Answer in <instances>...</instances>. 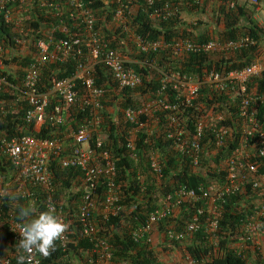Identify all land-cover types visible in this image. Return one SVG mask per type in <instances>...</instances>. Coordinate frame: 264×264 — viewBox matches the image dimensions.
Segmentation results:
<instances>
[{
  "label": "built area",
  "instance_id": "obj_1",
  "mask_svg": "<svg viewBox=\"0 0 264 264\" xmlns=\"http://www.w3.org/2000/svg\"><path fill=\"white\" fill-rule=\"evenodd\" d=\"M61 1L0 0V14L17 30V35L13 38L14 49H24L27 44L26 37L31 31L26 14L35 5L42 8L53 6L58 11ZM116 1L113 23L117 28L112 39L105 36L101 26L98 27L94 11L86 7L84 0H66V5L71 9L70 19L81 26V34L54 44L42 39L34 41L35 52L31 54V62L24 70L21 82L11 84L6 77H0V94L6 87L7 92L12 95L9 100L0 99V117L14 113L17 104H27L24 120L39 130L45 123L56 127L64 126L73 109L87 115L77 130L67 135L68 144L61 139H41L30 135L2 140V150L12 166V178L18 184V193L30 195L29 188L41 189L45 194L43 204L46 210L52 206L59 219L67 225L66 231L59 238L63 250L73 242L70 238L71 221L64 208L65 203L55 198L58 187L54 183L52 161H57L63 170L80 171L75 185L81 183L77 190L82 191V195L75 216L82 236L94 246L85 264H111L113 257L109 242L99 235L101 225L96 218L99 206L104 220L110 215L117 216L122 211L116 185L117 159L104 148L106 136L102 133L104 115L111 113V109L105 105V90L96 85L95 68L103 65L113 82L121 89H137L143 80L140 74L128 67L131 63L125 55L119 49L112 48L111 41L119 37L118 30H123L125 36L122 38L126 41L129 39L137 53L171 51L172 56L177 59L189 55H231L256 44L249 36L236 40L213 38L205 42H194L187 38L171 42L164 39L147 41L129 25L136 15L134 9L138 1ZM161 1L145 0L142 11L149 21L156 25L176 19L182 21L180 4ZM196 1L202 7L203 3ZM209 1L225 3L229 9L248 3L256 11L264 5V0ZM63 31L68 32L66 29ZM3 55L4 47L0 42V59ZM73 56L81 58L75 75L67 79L53 76L49 90L42 91L41 75L46 64ZM263 73L264 60L259 58L240 71L228 73L208 69L203 70L200 76H190L170 71L163 74L161 88L154 99L143 101L137 107L112 112L113 115L116 114L115 122H118L117 114L121 113L131 126L125 135V148L135 161L138 142L142 141L149 146L147 164L152 179L160 182L164 178L165 155L157 148L158 142H165L167 151L174 152L183 164H188L195 171L205 164V168L211 166L218 173L222 172L223 167L225 173L222 180L215 179L217 181L211 182L207 189L199 187L196 192L180 187L164 196L163 202L160 200L145 223L133 233L135 241L146 239L147 243L153 244V231L161 223L177 210L179 212L187 203L202 199L206 203V211L199 209L182 230L167 226L164 235L167 241L178 246L203 230V239L208 242L212 251H216L221 237L225 235L219 226L220 208L227 200L250 189L254 197L252 214L242 221L227 246L242 258L247 257L248 251L260 250L264 235V173L260 171L259 162L264 160V121L259 119L257 109L264 108V94L252 90L250 83ZM203 90L208 92L209 99L215 104L208 107L203 103ZM221 96H225L234 105L235 114L225 104L216 103ZM237 130L240 139L224 158L222 153L235 143ZM219 156L221 157L215 161ZM138 176L139 179L142 177L140 174ZM0 178L3 177L0 175ZM103 183L106 192L100 205L97 190ZM6 194L7 192L2 191L0 197H5ZM205 216L206 224L203 225L202 217ZM20 223L11 214L3 218L0 213V229L6 226L12 241L16 243L21 238L18 233ZM211 254L209 251L208 259H200L188 253L183 258V264H213ZM0 264H12L11 258L0 252ZM28 264H42L41 257L33 254V259Z\"/></svg>",
  "mask_w": 264,
  "mask_h": 264
},
{
  "label": "trees",
  "instance_id": "obj_2",
  "mask_svg": "<svg viewBox=\"0 0 264 264\" xmlns=\"http://www.w3.org/2000/svg\"><path fill=\"white\" fill-rule=\"evenodd\" d=\"M137 1V6L134 9L136 15L130 20L129 25L143 39L147 41L164 39L166 42L181 38H187L194 42H205L213 39L208 33L197 34V27L195 25L188 27L181 19L162 22L158 25L153 24L142 11V8L145 6V0ZM164 1L177 5L180 4L179 6L182 10L192 11V13L200 12L199 10H201V6L197 4L196 0H162L161 2ZM199 1L203 3L202 0ZM84 3L86 7L94 11L97 21L100 19L97 22L98 27L102 24L101 20L103 19L106 22L113 23V17L117 8L116 0H107V3H105V0H84ZM54 8L53 6L42 8L35 5L26 14L28 17V27L34 36L33 42L42 39L46 43L54 44L72 35L81 34V26L70 19L69 14L71 9L66 5V0L61 1L58 11ZM218 8V20L224 24V30L219 38L236 40L240 37L249 36L254 39L256 44L237 52L231 58L223 56L219 59L203 55H189L186 58L177 59L172 56L171 51H159L148 54L137 53L133 55V59H137L140 65L131 63L128 67L133 68L140 74L143 80L142 85L134 90L118 87L113 82L112 76L107 69L103 65H98L95 68L94 78L96 85L102 87L106 92L105 105L109 109L123 111L130 107L139 106L141 99L139 101L138 98L146 94L151 99L144 101H151L159 93L163 74L170 71H179L190 76H200L203 70L215 69L228 73L240 71L253 63L260 55V49L264 40V27L260 26L249 15L246 5H238L235 9H229L224 3L219 4ZM64 29L68 30V32L65 33ZM119 32V37L111 41V46L114 49H119L123 54H127L129 50L122 43L126 41L122 38L125 36V33L122 29L118 30L117 33ZM16 35L17 30L14 25L5 21L0 14V42L4 47V55L0 59V77H6L11 84L21 82L24 70L31 62V54L25 56L13 55V57L6 58L5 51H12L15 48L13 38ZM80 61V57L73 56L62 61L46 64L41 75V90H49L51 86L50 81L53 76H56L57 79L73 77ZM12 65L18 67V75H12L9 72ZM250 88L256 91V93L264 94V73L261 77L251 81ZM10 98H12V95L4 87L3 92L0 94V99L9 100ZM201 100L208 107L215 104L209 99V94L205 90L201 93ZM216 103L225 104L235 114L234 105L228 102L225 96L219 97ZM27 108V104H17L14 113L0 117V175L6 181L12 180V178H7L12 176V166L9 159L3 153V139L30 135L41 139H61L68 144L69 138H67V135L77 130L87 116L83 112L73 109L68 114L69 117L64 126L56 127L51 123H45L39 130H36L33 124H27L24 120V113ZM257 110L259 119L264 121V108L259 107ZM115 115L112 113L104 115L102 133L106 136L104 148L110 151L117 159L116 185L118 187V195L120 196L119 205L122 207V211L117 216L110 215L107 220H104L102 213L98 212L96 218L101 225L99 235L107 240L111 246L113 256L111 264H161L152 244L147 243L146 239L135 241L133 237V233L145 223L149 213L156 208L159 196L163 198L180 187H186L196 192L199 190V187L207 189L211 186L212 179L222 180L225 173L223 172V167L222 172L218 173L212 170L211 166L205 168V164H203L204 170L197 172L188 164H183L179 156L174 152L167 151L165 149L167 146L165 142H158L157 148L165 155L164 178L160 182L152 179L149 175L147 164L149 146L143 144L142 141L138 142L135 152L137 161H135L131 153L125 148V135L131 126L121 113L117 114L118 122H115ZM239 139L240 134L237 130L235 143L222 153L224 158L235 148ZM220 157H217L215 161ZM252 159L257 161L254 157ZM259 163L260 171L264 173V160H260ZM51 170L54 183L58 187L55 198L57 201L61 202L63 200L65 203L64 208L71 221L70 238L73 242L68 245L67 249L63 250L58 239L50 255L48 257H41L42 264H85L88 255L92 254L94 246L89 239L82 236L75 216L82 191L74 192L73 189L75 181L80 176V171L75 169L63 170L55 160L52 161ZM138 174L142 175L140 179ZM16 187L18 189V185ZM105 192L106 186L103 183L97 190V201L100 205ZM28 193L30 195H21L13 191V193H9L5 197H0V213L3 218L11 214L14 219L22 222L18 218V210L22 207L32 208L33 216L47 211L43 204L45 194L41 189L29 188ZM253 198L251 190L247 189L243 193L227 200L220 208L219 226L220 230L225 232V235L221 237L220 246L216 251L211 250L208 242L203 239V230H200L193 238H187L184 241L187 242L188 239L192 240L191 244L185 243L187 252L193 257L208 259V253L211 251L210 257L213 260V264H251L250 259L254 260L252 264H264L260 250H255L254 252L248 251L247 257L242 258L238 257L237 253L234 250L228 249L227 246V244L231 243L230 237L236 233L242 221L245 220L247 215L252 214ZM201 208L206 211L207 207L204 200L200 199L196 202H189L179 210L177 215L174 213L173 216L161 223L159 227L161 230H165L167 226H173L182 230ZM206 218L207 216L202 217L203 225L206 224ZM16 244L15 241H12L8 228L6 226L2 227L0 229V252L4 256H9L12 264H17V257L20 255V250Z\"/></svg>",
  "mask_w": 264,
  "mask_h": 264
},
{
  "label": "rangeland",
  "instance_id": "obj_3",
  "mask_svg": "<svg viewBox=\"0 0 264 264\" xmlns=\"http://www.w3.org/2000/svg\"><path fill=\"white\" fill-rule=\"evenodd\" d=\"M105 3H107V0H105ZM241 5H246L247 6V12L249 13V15H251L259 23L260 26L264 27V5L260 6L259 11L254 10L248 3H244ZM218 7H219V4L217 2L212 3L209 0H203L201 10H199L200 12L192 13V11L182 10L183 11V12H181L182 21L188 27H190L191 25H195L197 27V31H196L197 34L208 33L213 38H219V36L222 34V32L224 30V24L218 20V11H219ZM98 21H100V19H98ZM101 23H102L100 25L101 27L99 26L101 28V30L106 35H109V37H111V39H112L113 33H114V31H116L117 25L115 23H112V22H106L105 19L101 20ZM33 37L34 36H33L32 32H30V35L28 37H26L27 44L24 47V49H22V48L19 50L14 49L15 54H12V53H10V51L7 50L6 51V58L13 57V55L25 56V55L32 54L34 49H35ZM125 42L129 43V44L131 43L129 41V39H128V41H125ZM129 44L126 47L129 51L127 54H124L126 58L130 57V55H131V54H129L130 48L133 49L132 44H130V45ZM234 55L235 54L215 55V56H212L211 58L219 59L220 57H223V56H226V58L227 57L231 58ZM258 58L261 60H264V40L262 42V46L260 49V55L258 56ZM17 68L18 67L16 65H12L9 72L12 75H15V74L18 75V69ZM141 103H143V101H140V104ZM202 170H204L203 167H201V169H199L197 172H202ZM212 170H215V169L212 167ZM215 181H217V180L212 179L213 183ZM10 183L11 184L8 187H6V188L1 187L0 190L7 192V194L13 193V191L18 193V189L16 187V185H18V184L13 182V178H12ZM80 185H81L80 182L78 184L74 185L73 191L74 192L79 191L77 189L80 188ZM0 186H1V184H0ZM160 200L163 202V199L161 196H159V198H158V203L160 202ZM61 202H64V201L61 200ZM101 210H102V208L99 206L98 212ZM175 214L176 215L178 214V210ZM164 231H165L164 229L161 230V228L158 226L156 228V232H155L154 237H153V244L152 245L156 251L158 258L164 264H183L184 263L183 258H184V256H186L188 254L187 246L185 243L191 244L192 240L188 239L187 242H184L181 245L175 246L174 244L167 241V239L164 235ZM263 243H264V235H263Z\"/></svg>",
  "mask_w": 264,
  "mask_h": 264
},
{
  "label": "clouds",
  "instance_id": "obj_4",
  "mask_svg": "<svg viewBox=\"0 0 264 264\" xmlns=\"http://www.w3.org/2000/svg\"><path fill=\"white\" fill-rule=\"evenodd\" d=\"M105 36L109 37L106 34ZM10 53L15 54V51L12 50ZM18 218L22 222L18 225V233L21 238L16 244L20 250L17 264H28L33 259V254L48 257L51 251L54 250L55 242L67 228V225L56 215L52 206L36 216H33L32 208L22 207L18 210Z\"/></svg>",
  "mask_w": 264,
  "mask_h": 264
},
{
  "label": "crops",
  "instance_id": "obj_5",
  "mask_svg": "<svg viewBox=\"0 0 264 264\" xmlns=\"http://www.w3.org/2000/svg\"><path fill=\"white\" fill-rule=\"evenodd\" d=\"M124 40V39H123ZM126 47L128 46V44L129 43H126L125 41H123L122 42ZM131 44V43H130ZM129 44V45H130ZM133 46V45H132ZM125 47V48H126ZM136 48V47H135ZM135 48H133V49H131L130 48V53L129 54H131L130 55V57H127L128 58V60L130 61V63H134V64H138L139 62L137 61V59L135 60V59H133V55H136L137 54V49L135 50ZM127 49V48H126ZM128 50V49H127ZM136 51V52H135ZM140 99H141V101H144V100H148V99H151L150 98V96L148 95V94H146V95H144V96H142V97H139L138 98V100L140 101ZM146 100V101H147ZM114 110L115 109H111L109 112H114ZM7 178H12V176H9V177H7ZM11 181H6V179L3 177V178H0V184H1V186H0V188L2 187V188H6V187H8L11 183H10ZM3 185V186H2ZM0 192H2L1 190H0ZM155 232H156V229H155V231H154V233H153V237H154V234H155ZM251 252V251H250ZM253 252V251H252ZM260 254H261V257H262V261L264 262V243H263V241H262V244H261V248H260ZM250 261H251V264H252V261H254V260H252V259H250Z\"/></svg>",
  "mask_w": 264,
  "mask_h": 264
}]
</instances>
